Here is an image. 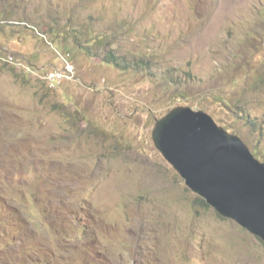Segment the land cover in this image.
I'll return each instance as SVG.
<instances>
[{
    "label": "rangeland",
    "instance_id": "374dc122",
    "mask_svg": "<svg viewBox=\"0 0 264 264\" xmlns=\"http://www.w3.org/2000/svg\"><path fill=\"white\" fill-rule=\"evenodd\" d=\"M178 104L264 162V0H0V264H264L155 147Z\"/></svg>",
    "mask_w": 264,
    "mask_h": 264
},
{
    "label": "water",
    "instance_id": "95a60500",
    "mask_svg": "<svg viewBox=\"0 0 264 264\" xmlns=\"http://www.w3.org/2000/svg\"><path fill=\"white\" fill-rule=\"evenodd\" d=\"M152 139L194 194L264 242V162L240 136L180 105L157 119Z\"/></svg>",
    "mask_w": 264,
    "mask_h": 264
},
{
    "label": "trees",
    "instance_id": "16d2710c",
    "mask_svg": "<svg viewBox=\"0 0 264 264\" xmlns=\"http://www.w3.org/2000/svg\"><path fill=\"white\" fill-rule=\"evenodd\" d=\"M73 33L69 36L73 38V43H74V49L76 51H81L85 52L88 56L90 57H97V58H102L105 63L111 64L116 66L117 68H120L122 70L128 71L130 69H152L154 67V62L152 59H145L144 57H138L134 56L132 58H129L128 56H125L121 54L118 50L116 49H110L106 54L103 55V53L100 51L101 45H103V42L100 41L97 43L95 46L94 43L91 41H87L86 43L82 42V35H81V30H76L75 28L72 30ZM70 56V59H72V54L68 53ZM184 97V96H180ZM183 104H178L173 106H180ZM172 108V109H173ZM200 202L206 206L209 207V205L206 203V201L202 198H198Z\"/></svg>",
    "mask_w": 264,
    "mask_h": 264
},
{
    "label": "built area",
    "instance_id": "2783aa9c",
    "mask_svg": "<svg viewBox=\"0 0 264 264\" xmlns=\"http://www.w3.org/2000/svg\"><path fill=\"white\" fill-rule=\"evenodd\" d=\"M45 78L48 83H50L52 86L55 87L63 79V74L62 72L55 71V72L48 73L45 76Z\"/></svg>",
    "mask_w": 264,
    "mask_h": 264
},
{
    "label": "clouds",
    "instance_id": "9594fccd",
    "mask_svg": "<svg viewBox=\"0 0 264 264\" xmlns=\"http://www.w3.org/2000/svg\"><path fill=\"white\" fill-rule=\"evenodd\" d=\"M55 71H59V70H55ZM55 71H53V72H55ZM48 73H50V72H48ZM47 72L45 73V76L48 74Z\"/></svg>",
    "mask_w": 264,
    "mask_h": 264
}]
</instances>
